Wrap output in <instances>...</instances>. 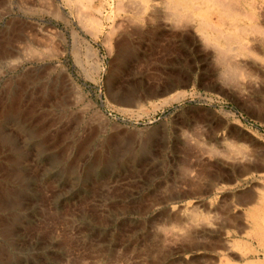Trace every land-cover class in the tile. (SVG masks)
<instances>
[{
	"label": "rangeland",
	"instance_id": "rangeland-1",
	"mask_svg": "<svg viewBox=\"0 0 264 264\" xmlns=\"http://www.w3.org/2000/svg\"><path fill=\"white\" fill-rule=\"evenodd\" d=\"M107 1L100 14L98 2L85 13L0 0V264H264V170L237 205L201 202L213 155L190 151L198 121L216 114L264 137L235 104L264 70V37L246 18L264 21V0H229L241 15L232 25L208 10L226 34L243 30L218 48L202 37L205 4L162 0L143 13L142 0Z\"/></svg>",
	"mask_w": 264,
	"mask_h": 264
},
{
	"label": "crops",
	"instance_id": "crops-1",
	"mask_svg": "<svg viewBox=\"0 0 264 264\" xmlns=\"http://www.w3.org/2000/svg\"><path fill=\"white\" fill-rule=\"evenodd\" d=\"M249 77L254 79V82L249 81L247 93L239 96L235 104L245 112L249 119L264 125V70H256ZM220 115L216 114L213 121L208 119L198 121V134L196 139L191 140V154H207L212 149L217 153V156H212V163H206L205 167L201 168L202 171L200 173L203 177L202 181L205 183V188L210 193L201 195L197 199L202 202V200L211 201L220 197L222 199H231L235 203L237 201V205L241 201L238 192L240 185L252 182L256 172L260 173L264 170V137L258 134L257 131L246 127L240 120L232 119L225 114ZM256 146L257 148L254 149ZM204 149H207V152H204ZM227 152L226 157L224 155ZM183 153L186 154V152ZM213 153L208 152V154ZM231 154L234 156H231ZM231 159L234 161L232 162ZM230 193L231 195H229Z\"/></svg>",
	"mask_w": 264,
	"mask_h": 264
},
{
	"label": "bare ground",
	"instance_id": "bare-ground-1",
	"mask_svg": "<svg viewBox=\"0 0 264 264\" xmlns=\"http://www.w3.org/2000/svg\"><path fill=\"white\" fill-rule=\"evenodd\" d=\"M73 2H71L70 0H66V2H67V4L69 5H71V3L74 5L75 4V6H77L79 9H81L82 11H85V13H86V11H89V9H90V7H92V4L93 5H95L96 4V2H98L99 3V5H100V9L98 10V12H100V14H103L102 12H104L103 11V9L106 7V6H108V1L107 0H72ZM113 1V0H112ZM117 1H119V3L117 2L115 5L117 6V10H119V9H124V8H126V7H124L123 6V1L122 0H117ZM122 1V2H121ZM173 1H175V0H173ZM179 1V3H177V2H173V3H175V6H176V8L178 9L180 6H182L183 4H187V5H193V4H195V3H197V2H200L201 3V5L202 4H205L206 6H207V12H205L204 14H206L207 16H203V17H201V21H200V27H201V31H202V37L206 40V41H208V42H210V43H213V44H215V46L217 45L216 43L217 42H222V43H225L226 45H230V44H232L233 42H236V41H238L239 40V38H238V32H240V30L243 32V30L241 29V28H238L237 27V29H236V31H233V32H229L228 34H226L225 32H224V30H222L220 27H218V26H216L215 25V22H214V18L211 16V15H209L210 13H209V9H211V8H213V10L216 8V9H219L220 10V13H219V15H220V19L218 18V20H219V23L220 24H223L224 23V21H225V19L226 20H229L230 22L229 23H231V25H232V22L233 21H236L235 19L237 18H240L241 17V15L239 14V13H237L236 12V5H235V3L233 2V1H227V0H178ZM114 2V1H113ZM132 2V1H131ZM142 2H143V4H142V9H141V11L140 12H147L149 9H152V10H155L157 7H159V5H162V0H161V2L159 1V0H142ZM64 4V3H63ZM140 4V3H139ZM172 3H170V5H171ZM69 5V6H70ZM114 5V4H113ZM113 5H111V6H113ZM114 5V6H115ZM128 5V4H127ZM132 5V4H131ZM200 5V6H201ZM110 6V5H109ZM108 6V7H109ZM199 6V7H200ZM72 7H74V6H72ZM76 7V8H77ZM124 7V8H123ZM130 7V6H129ZM133 7V6H132ZM139 7V6H138ZM174 7V6H173ZM75 8V7H74ZM135 8V7H134ZM144 8V9H143ZM197 8H198V6H197ZM196 8V9H197ZM105 9H107V8H105ZM114 9V8H113ZM112 9V10H113ZM194 9V8H193ZM111 10V9H110ZM117 10H115V11H117ZM138 10H139V8H138ZM179 10V9H178ZM120 11H122V10H120ZM131 11H133L132 10V8H131ZM130 11V12H131ZM136 11V10H135ZM192 11V10H191ZM60 12V11H59ZM81 12V11H80ZM110 12V11H109ZM112 12H114V11H112ZM127 12V11H126ZM152 12V11H151ZM150 12V13H151ZM262 12V11H261ZM89 13V12H88ZM87 13V14H88ZM212 13V12H211ZM62 13L60 12V13H58V15L60 16ZM108 14V13H107ZM114 13H112V15H113ZM134 14V13H133ZM136 14V13H135ZM138 14H139V11H138ZM169 14V13H168ZM77 15L78 16H80L78 13H77ZM111 15V14H110ZM250 15V14H249ZM83 16V17H82ZM87 16V15H86ZM85 15H84V13H83V15L81 14V17H82V20H86V17ZM89 16V15H88ZM103 16V15H102ZM106 16V15H105ZM155 16V15H154ZM264 16V15H263ZM62 17V16H61ZM109 17V16H108ZM149 17V16H148ZM151 17V16H150ZM183 16H181L180 18H182ZM184 17H186V16H184ZM193 17V16H192ZM214 17H216V15H214ZM261 17V16H260ZM99 18V17H98ZM179 17L177 18V20L178 19H180ZM246 18L247 19H249L250 21H252L253 23H252V25H251V31L253 32V33H255V35H260V36H262V37H264V21H262V19L260 20L258 17H256V16H246ZM264 18V17H263ZM88 19V18H87ZM105 18H102L100 21H102L103 22V20H104ZM143 19H146V18H143ZM148 19V18H147ZM80 20V19H79ZM84 20V21H85ZM112 20V19H111ZM142 20V19H141ZM176 20V19H175ZM176 20V21H177ZM89 22V21H94V22H99V20L97 21V20H86V22ZM194 21V20H193ZM197 21V20H196ZM98 24V23H97ZM225 25V24H224ZM84 26V25H83ZM98 26V25H97ZM121 26V25H120ZM114 27V26H113ZM116 28V27H115ZM113 29V28H112ZM89 30V29H88ZM92 31V34L95 36V37H97L98 36V34H99V32H101V30H100V25H99V28H94L93 30H91ZM90 31V32H91ZM217 32V35L216 36H214L213 34H215ZM241 32V33H242ZM109 33V32H108ZM112 33V32H111ZM238 33V34H237ZM139 36V35H138ZM253 36V35H252ZM240 37V36H239ZM107 39L110 41V37H107ZM106 39V40H107ZM113 42V41H112ZM77 43V42H76ZM111 43V42H110ZM109 43V44H110ZM114 43V42H113ZM244 43V42H243ZM242 43V44H243ZM234 44V43H233ZM80 46V45H79ZM111 46H112V44H111ZM114 46V45H113ZM112 46V47H113ZM116 47H117V45H115ZM251 46V45H250ZM256 46H258V45H256ZM111 47V48H112ZM217 47V46H216ZM240 47H241V49H240V51L241 52H244V53H246L247 52V49H248V47H247V45L245 44L244 46H242V45H240ZM239 47V48H240ZM80 48V47H79ZM218 48V47H217ZM253 48V47H252ZM114 49V48H113ZM234 49V48H233ZM218 50V58H219V60L221 61L222 60V62H224L225 63V65H227L226 67L230 70V71H233V72H236V73H238V72H240V71H242V68H241V66L239 65V64H235L234 63V61H233V63L231 62V61H229V59H228V61L225 59V51H219V49H217ZM231 50V49H230ZM240 51L239 50H237V52L238 53H240ZM250 51V50H249ZM79 54H85L88 58H89V60H91L92 62L93 61H95L94 60V58L96 57V50L93 48V47H89V48H84L83 46H82V48H80V53ZM232 54V53H231ZM234 54V53H233ZM229 55V54H228ZM98 56V55H97ZM227 56V55H226ZM231 56H233V55H230V57ZM233 57H236V56H233ZM247 57H249L248 56V54H247ZM227 58V57H226ZM231 60V59H230ZM233 60V59H232ZM245 61V60H244ZM245 64V63H244ZM247 65V64H246ZM244 68V67H243ZM93 70V69H92ZM244 70V69H243ZM226 71V70H225ZM229 71V72H230ZM247 71H251V70H248L247 69ZM228 72V73H229ZM243 72V71H242ZM241 73V72H240ZM232 74H234V73H231V75ZM250 74H251V72H250ZM224 75V74H223ZM231 75L229 76V77H231ZM234 76H236V78H237V74L236 75H234ZM233 76V77H234ZM233 77H232V79H233ZM240 77V76H239ZM243 77H245V76H243ZM73 85V84H72ZM225 85V84H224ZM226 86V85H225ZM77 88V87H76ZM79 95V94H78ZM81 95V94H80ZM82 97V96H81ZM139 99V98H138ZM128 100H131V99H128ZM127 100V101H128ZM137 101V100H136ZM136 101H134V102H136ZM140 101V100H139ZM132 103V102H131ZM255 106V105H254ZM200 132V131H199ZM202 141V140H201ZM217 143V142H216ZM233 144V143H232ZM246 144V143H245ZM205 146H207L206 144H205ZM217 146V145H216ZM213 147V146H212ZM246 147V146H245ZM257 148V146L254 148V149H256ZM259 148V147H258ZM201 149V148H200ZM216 149V148H215ZM230 150V149H229ZM239 150V149H238ZM242 150V149H241ZM214 152V150L212 149L211 151H208V152H211V153H213ZM218 152L220 151V150H217ZM245 151L247 152V150H246V148H245ZM258 151V150H257ZM257 151H255L256 153H257ZM260 151V150H259ZM206 152H207V150H206ZM208 152H207V154H208ZM216 152V151H215ZM214 152V153H215ZM221 152V151H220ZM254 152V153H255ZM211 154V155H216L217 156V153H215V154ZM240 153V152H239ZM255 153V154H256ZM220 154V153H219ZM218 154V155H219ZM228 154V152L224 155V156H226ZM247 154V153H246ZM249 154H250V152H249ZM260 154V153H259ZM210 155V154H209ZM242 155V154H241ZM240 155V156H241ZM248 155V154H247ZM231 156H234V155H231ZM249 156V155H248ZM254 156V155H253ZM227 157V156H226ZM246 158V157H245ZM248 160V159H247ZM230 161V160H229ZM240 162H241V160H239ZM245 161V160H244ZM252 161H253V158H252ZM243 163V162H242ZM244 164V163H243ZM240 165V164H239ZM248 166H250V165H248ZM233 167V166H232ZM234 168H236V167H234ZM246 168H247V166H246ZM248 168H250V167H248ZM245 169V168H244ZM231 170V169H230ZM241 170V169H240ZM243 172V171H242ZM226 174V173H225ZM243 175V174H242ZM234 177V176H233ZM261 177H263V175L261 176ZM257 179V178H256ZM236 180V179H235ZM258 181V180H257ZM252 189V188H251ZM257 193V192H256ZM250 194V193H249ZM252 194V193H251ZM250 196V195H249ZM248 196V197H249ZM246 197V196H245ZM244 198V197H243ZM239 199V198H238ZM246 199V198H245ZM247 200V199H246ZM236 203H237V201H236ZM243 204V203H242ZM12 205V204H11ZM13 206H14V204H13ZM257 206V205H256ZM237 207V206H236ZM257 207H259V206H257ZM261 208V207H260ZM262 208H263V206H262ZM257 210V209H256ZM260 210V209H259ZM262 212V211H261ZM257 213V212H256ZM235 217V216H234ZM262 217V216H261ZM240 218V217H239ZM250 220V219H249ZM11 223V222H10ZM254 223V222H253ZM3 225H5V224H3ZM5 227H7V224L5 225ZM230 227V226H229ZM262 227V226H261ZM12 228V227H11ZM10 229V228H9ZM231 229V228H230ZM5 230H6V228H5ZM9 231V230H8ZM258 232V231H257ZM264 232V231H263ZM254 233H256L255 231H254ZM228 234V233H227ZM231 234V233H230ZM242 234V233H241ZM249 234H251V233H249ZM235 235V234H234ZM254 235V234H253ZM252 235V236H253ZM258 238L257 239H259V238H264V234H261V233H259V234H255ZM252 236H249V237H252ZM248 237V238H249ZM254 237V236H253ZM252 237V238H253ZM245 239V238H244ZM251 240H253V239H251ZM242 241V240H241ZM259 240H257V242H258ZM261 241V240H260ZM229 242H232V241H229ZM239 242V241H238ZM243 244V243H242ZM221 245V244H220ZM225 245V244H224ZM232 245V244H231ZM225 246H227V245H225ZM244 246V245H243ZM249 246V245H248ZM251 246H252V244H251ZM260 246V245H259ZM230 247V246H229ZM233 247V246H232ZM245 247V246H244ZM262 248V247H261ZM231 249V248H230ZM259 249V248H258ZM252 252V251H251ZM255 252V251H254ZM258 253V252H257ZM255 257V256H254ZM260 259V258H259ZM256 260V259H255ZM261 263H263V262H261ZM214 264V263H213ZM217 264V263H216Z\"/></svg>",
	"mask_w": 264,
	"mask_h": 264
}]
</instances>
